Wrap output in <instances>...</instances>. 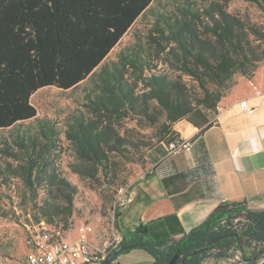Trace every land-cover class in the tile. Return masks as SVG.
Wrapping results in <instances>:
<instances>
[{
    "label": "trees",
    "instance_id": "1",
    "mask_svg": "<svg viewBox=\"0 0 264 264\" xmlns=\"http://www.w3.org/2000/svg\"><path fill=\"white\" fill-rule=\"evenodd\" d=\"M153 1L0 0V130L37 120L30 99L39 90L55 87L68 91L92 78L94 93L87 95L86 105L90 117L71 118L63 134L74 152L70 171L95 188L111 190L125 185L118 178L114 158L134 157L148 146L120 135L123 120L147 123L156 129V141L167 143L177 122L197 109L216 113L237 79H250L264 64L262 25L229 13L218 2L203 0L208 3L203 14L185 10L191 17L156 18L147 48L127 49L111 66L98 71ZM242 1L264 15V0ZM157 59L177 76L157 72ZM182 77L194 82L199 94L191 97ZM152 103L164 115L162 122L152 112ZM37 121L40 135L48 142L45 148L53 147L59 136L56 126ZM15 144L20 157L14 155L18 167L11 172L28 190L37 183L46 189V199L34 205L35 224L44 222L51 230L65 233L74 212L76 186L58 173L46 171L44 158L39 165L33 155L35 140L26 144L16 137ZM22 159L24 165L19 164ZM118 213L115 210V227ZM226 234L239 237L220 240L184 264H205L209 259L236 261V256L249 264L252 258H264V211L248 210L241 203L220 204L165 252L157 250L141 224L126 232L120 243L138 245L152 264H168L175 253L179 262L187 253Z\"/></svg>",
    "mask_w": 264,
    "mask_h": 264
},
{
    "label": "crops",
    "instance_id": "2",
    "mask_svg": "<svg viewBox=\"0 0 264 264\" xmlns=\"http://www.w3.org/2000/svg\"><path fill=\"white\" fill-rule=\"evenodd\" d=\"M192 143L188 153L166 155V142L149 155L150 167L132 185V201L119 211L122 237L139 224L157 250L167 251L205 221L220 204L264 211V64L250 79L240 78L217 112L197 109L171 129ZM113 264H129L126 251ZM209 264H235L211 259Z\"/></svg>",
    "mask_w": 264,
    "mask_h": 264
},
{
    "label": "rangeland",
    "instance_id": "3",
    "mask_svg": "<svg viewBox=\"0 0 264 264\" xmlns=\"http://www.w3.org/2000/svg\"><path fill=\"white\" fill-rule=\"evenodd\" d=\"M211 1L225 5L226 11L231 14L249 17L251 21L264 28V15L256 6L242 0ZM207 7L208 3L203 0H154L115 46L98 71L104 65L111 66L127 49L136 48L138 45L147 48V36L156 18L191 17L188 13H184L185 10L198 11L203 14ZM155 65L157 72L177 76L170 72L162 59L155 60ZM240 78L242 77H239L237 82ZM182 80L191 97L199 94L194 82L187 77H182ZM93 87L92 78L89 77L72 90L63 91L55 87H48L39 90L31 97L30 102L36 109L37 120L50 121L58 130L59 136L53 147L45 148L48 142L40 135L39 122L36 119L0 130V171L2 173L0 175V264H26V241L35 225L34 205H40L46 199V189L43 183H37L28 190L23 184V180L11 172L12 169L18 167L14 155L20 157V148L15 144L16 137L24 139L26 144L30 143V139L35 140L33 155L38 157L39 165L44 158L48 165L45 168L46 171L56 172L76 186L74 212L65 231L68 238L76 237L80 227L85 228L88 238L93 243L100 244L117 235L114 201L118 188L111 190L95 188L94 185L89 184L87 179H80L78 175L73 174L69 169V165L74 161L73 147L65 140L63 134L66 123L71 118L90 117V111L86 105L88 103L87 95L94 93ZM151 105L152 112L156 114L159 122H162L164 115L154 103ZM118 131L127 141L132 140L148 145L134 157L126 155L114 158L118 178L124 180L125 185H130L148 171L150 153L164 142L156 141V129L149 127L147 123L138 124L135 119L123 120ZM27 157L25 156V158ZM19 164H25L23 159ZM8 165H10V169ZM128 251L140 255L130 260L129 264H152L151 257L143 249L135 248ZM121 255L119 254L117 257H126L128 254ZM210 260H207L205 264H209ZM263 260L264 258L258 259L254 264H259Z\"/></svg>",
    "mask_w": 264,
    "mask_h": 264
},
{
    "label": "built area",
    "instance_id": "4",
    "mask_svg": "<svg viewBox=\"0 0 264 264\" xmlns=\"http://www.w3.org/2000/svg\"><path fill=\"white\" fill-rule=\"evenodd\" d=\"M166 145L167 156L188 153L192 148L189 140L172 135ZM132 185L133 183L118 188L114 201L116 211L122 210L132 201ZM120 241L121 236L117 233L110 240L100 244L93 243L88 238L84 227L78 228L76 237L68 238L65 233L51 230L44 222H40L32 227L27 237L26 264H100L108 252L114 249ZM239 257H235L236 261H230L235 264L247 263L241 261Z\"/></svg>",
    "mask_w": 264,
    "mask_h": 264
},
{
    "label": "water",
    "instance_id": "5",
    "mask_svg": "<svg viewBox=\"0 0 264 264\" xmlns=\"http://www.w3.org/2000/svg\"><path fill=\"white\" fill-rule=\"evenodd\" d=\"M239 235L238 234H226V235H222V236H218V237H215L211 240H209L205 246L201 249H198V250H195V251H192V252H189L187 253L186 255H184L180 261L178 262V259H179V255L178 253H175L173 255V257L169 260V263L168 264H184L185 261L190 258V257H193L195 255H198L208 249H210L215 243H217L218 241L220 240H223V239H227V238H233V239H238ZM138 245L136 244H125V243H119L114 249H112L105 257V259L103 260V264H108L110 263V261L117 257L119 254L123 253L124 251H128V250H131V249H135L137 248ZM257 261L256 258H252L251 260H249L248 262L250 263H255ZM259 264H264V260L262 262H260Z\"/></svg>",
    "mask_w": 264,
    "mask_h": 264
}]
</instances>
